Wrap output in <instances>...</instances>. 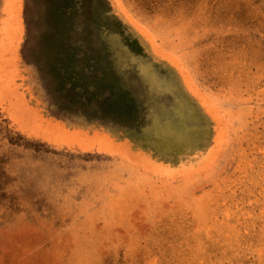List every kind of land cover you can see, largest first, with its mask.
I'll return each mask as SVG.
<instances>
[{"label":"rangeland","instance_id":"rangeland-1","mask_svg":"<svg viewBox=\"0 0 264 264\" xmlns=\"http://www.w3.org/2000/svg\"><path fill=\"white\" fill-rule=\"evenodd\" d=\"M0 264H264V0H0Z\"/></svg>","mask_w":264,"mask_h":264}]
</instances>
